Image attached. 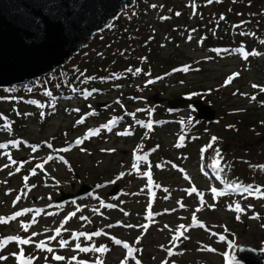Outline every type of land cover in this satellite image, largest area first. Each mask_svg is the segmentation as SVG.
<instances>
[{
    "label": "rangeland",
    "instance_id": "obj_1",
    "mask_svg": "<svg viewBox=\"0 0 264 264\" xmlns=\"http://www.w3.org/2000/svg\"><path fill=\"white\" fill-rule=\"evenodd\" d=\"M216 1L136 0L129 8L132 12L122 14V20L142 15L146 26L140 23L141 28L137 27L136 42L123 40L117 42L120 49L116 45L110 50L122 53L132 49L135 54L146 45L141 41L157 38L151 57L166 60L169 56L178 64L199 60L169 67L168 75L181 72L177 78L168 80L162 74L157 79L144 73L146 76L133 85H114L103 92L77 89L39 117L26 111L20 124L14 123L9 109L0 113V145H7L0 147V218L23 213L0 223V241L12 236L33 241L4 244L0 264H21V249L25 264H228L233 257L243 264L237 256L240 245L251 246L264 257V121L260 122L264 120V106L260 105L264 99V54L256 52L257 61H250L248 54L238 49L209 58L200 49L196 33L191 42L184 38L175 49L168 40L171 36L166 35L168 26L161 21L170 6L181 11L184 3L188 18L206 17L212 14ZM251 1L254 9L259 4L263 21L264 0ZM134 9L142 12L135 14ZM117 26L122 27L119 22ZM93 45L81 50H91ZM76 61L75 57L70 60ZM146 62L147 68L160 67L158 63L150 66L148 59ZM2 90L1 103L7 97ZM157 94L188 101L210 96L213 103L208 104L216 109L217 117L200 120L189 103L176 109L166 107L165 102L156 104L153 97ZM244 113L259 123L241 128L244 124L239 125L238 118ZM213 137L217 138L214 142ZM234 168L259 182L240 179ZM86 184L99 187L78 195ZM116 186L119 190L111 196ZM232 191L235 195L229 198ZM63 194H74L75 199L58 202ZM237 205L243 211H237ZM71 213L75 215L65 222ZM194 213L197 225L191 226ZM58 227L59 235L55 233ZM177 229L183 235L174 240ZM79 232L101 235L74 238L73 233ZM220 235L226 239L220 240ZM51 236L56 239H48ZM61 240L67 241L63 247ZM40 241L53 251L37 248ZM125 243L134 249L132 255L126 254ZM76 244L90 250L81 251ZM100 247L106 251H95ZM56 255L65 259L57 261Z\"/></svg>",
    "mask_w": 264,
    "mask_h": 264
},
{
    "label": "trees",
    "instance_id": "obj_2",
    "mask_svg": "<svg viewBox=\"0 0 264 264\" xmlns=\"http://www.w3.org/2000/svg\"><path fill=\"white\" fill-rule=\"evenodd\" d=\"M254 6L255 4L251 0H218L214 3L212 14L206 17L188 18L185 11L188 6L184 3L180 6L182 12L178 8L170 6L161 21L168 26L166 35L171 36L168 40L173 42L176 46L175 49H178L180 44L183 43L184 38H187V43L191 42L192 38L189 39V37L196 33L200 49L206 53V57L218 58L221 55H230L232 50L242 49L248 54V60L257 61L256 52L261 55L264 54V20L260 21L259 4L256 5L258 9H254ZM130 10L126 9L122 14L129 13ZM137 11H135V14L142 12L141 9ZM183 11L186 13L184 16L181 14ZM121 16L108 29L94 37L89 44V46H92L94 43L91 50H81L80 54L75 56L76 62H69L40 79L3 89L2 91L7 93V97H3L5 100L3 103L0 100V113L2 114V112L9 109V115L14 118V123L20 124L21 120L26 118V111H30L32 117H39L42 112L48 111L49 107L53 106L52 104L57 103L60 99L71 97L77 89L80 92L94 90L103 92L104 89H109L110 86L114 85L126 83L133 85L136 83L137 78L142 79L146 76L144 73H148L147 76L149 77L153 76L159 79L158 77L162 74V77H164L171 67L179 64L191 65L196 60L179 61L181 63L178 64V61L169 56L166 60H160L158 59L159 56L155 55L151 57V52L155 49V46L157 47L158 39L150 37L145 41L138 39L145 42L146 45L142 50H135V54L132 49L129 52H126L125 49L122 53L121 51L113 52L110 48L116 45L119 46V49L122 47L117 42L120 43L123 40L137 41L134 38L137 27L139 28L141 24L146 26V22L142 20V15L139 18L132 15L125 20H122ZM118 22L121 23L122 27L117 26ZM109 33H113V35H109ZM138 38L141 37L138 35ZM96 43L98 45H95ZM133 45L135 47V43ZM89 46L87 45V47ZM147 54L149 55L148 58H146ZM147 59L150 66L158 63L160 67L147 68ZM198 61L196 60L197 63ZM136 69L140 71L137 72ZM179 73L181 72L166 74L167 79L169 80L174 76L177 78ZM28 90L31 94L28 93ZM199 98L206 103H213L210 96L200 95ZM263 100L261 99L260 105L264 106ZM1 114L0 123L3 121ZM238 119H240L239 125L241 122L244 124L243 127L241 126L243 129H246V127L249 129L254 127L257 122L259 123L252 115L245 113L239 116ZM263 121L260 120L262 123ZM234 169L236 170L235 175H238L239 178L240 176L244 177V181L248 183L252 181L253 184L259 182V179H252L249 173L243 172L244 174H242V171L238 168ZM261 185L264 186L263 183ZM229 198H232V196H229Z\"/></svg>",
    "mask_w": 264,
    "mask_h": 264
},
{
    "label": "water",
    "instance_id": "obj_3",
    "mask_svg": "<svg viewBox=\"0 0 264 264\" xmlns=\"http://www.w3.org/2000/svg\"><path fill=\"white\" fill-rule=\"evenodd\" d=\"M136 0H0V89L23 84L68 63L100 32L112 25ZM156 104L175 109L184 98L166 99L158 94ZM200 120L213 121L216 109L203 99L191 101ZM99 185L86 184L78 195ZM116 186L110 195L118 192ZM63 194L58 202L73 200ZM244 264H264V257L251 246L240 245Z\"/></svg>",
    "mask_w": 264,
    "mask_h": 264
},
{
    "label": "snow or ice",
    "instance_id": "obj_4",
    "mask_svg": "<svg viewBox=\"0 0 264 264\" xmlns=\"http://www.w3.org/2000/svg\"><path fill=\"white\" fill-rule=\"evenodd\" d=\"M208 3H212V0H208ZM177 15H179V13H177ZM189 39H191V37H189ZM245 55H247V54H245ZM184 70L187 71L188 70L187 67H185ZM136 71L139 72L140 70L139 69H136ZM233 75L236 76V75H239V74H233ZM230 81H231V78L228 81H226V83H229ZM254 87H256V86L254 85ZM147 127L150 128L151 127V124L149 123L147 125ZM216 139H217L216 137H213L212 138V141L214 142ZM12 143L18 144L19 141H13ZM48 146L51 147L50 144ZM211 146H212L211 144L208 145V147H211ZM0 147H7V145H0ZM35 150H36V147L33 146V151H35ZM217 156H219V149H217ZM49 158H51V157H49ZM13 163H15V161H13ZM17 171H19V169H17ZM33 174H35V170H33ZM145 175H149L150 176V173H145ZM24 179L27 180L28 178L25 177ZM229 187H232V186L230 185ZM245 190L247 191V189H245ZM192 191H195V189H192ZM213 191H215V190H213ZM19 199H20V197L18 196L17 197V200H19ZM197 210H199V209H197ZM236 210L237 211H243V209H241L239 207V205H237ZM24 211L25 212H28V211H31V209H25ZM22 214H23L22 212H16L15 215L12 216V217L0 218V223H6L8 219H15L16 217H19ZM37 214H39V213H37ZM74 215H75V213H71L69 217H66L65 218V222L67 221V219H69L71 216H74ZM149 216H151V213H149ZM81 219H84V218L81 217ZM237 219H239V217H237ZM192 220H193V225H191V226H196L197 225V218L195 216V213L193 214ZM33 222H35V218H33ZM200 226H203V225H200ZM27 227H28L27 225H24L25 230H27ZM129 227H131V226L129 225ZM180 228L185 229V231L187 230L185 228V226H183V225H181ZM60 232H61V228L58 227V228L55 229V233L57 235H59ZM32 235L35 236L37 234L36 233H32ZM98 235H101V233H99V232H94V233H91V234H87V233H83V232L73 233V237L74 238H79L80 236H86L88 239H91L92 236H98ZM182 235H183V232H181L179 229H177V235L174 236L173 239L174 240L179 239V237L182 236ZM219 238L222 241L226 239V237L223 236V235H220ZM48 239H50V240L56 239V236H51ZM9 241H17L19 244H22V245H28V244H30V243L33 242L30 237L29 238L22 239L19 236H12V237H7L3 241H0V247H2L4 244L8 243ZM115 243L116 244H120L121 241L120 240H116ZM66 244H67V241H65V240H61L60 241V246L61 247L65 246ZM36 246H37V248H40V249H45L46 248L48 252H52L53 251L52 248L47 247V245H46V243L44 241H40ZM124 247L125 248H128L129 255H131L132 252L134 251V249L129 248V246L126 243L124 244ZM229 247H232V242L231 241H229ZM76 248L77 249H80L81 251H85V252H87V251L90 250L89 248H86V247L85 248H81L80 244H76ZM212 250L214 251V249H212ZM95 251L104 252V251H106V249L104 247H100V248L95 249ZM172 254H173L172 253V250L169 249V255H172ZM225 256L228 257L229 254L228 253H225ZM0 259H3V257H0ZM19 259L21 261V264H25L24 254H23V250L22 249H21V252H20ZM54 259L57 260V261H60V260H64L65 258L63 256L56 255V256H54ZM72 259L75 260L76 257H72ZM233 261H235V264H240V262L238 260H235L234 257L231 260H229L228 264H233Z\"/></svg>",
    "mask_w": 264,
    "mask_h": 264
},
{
    "label": "bare ground",
    "instance_id": "obj_5",
    "mask_svg": "<svg viewBox=\"0 0 264 264\" xmlns=\"http://www.w3.org/2000/svg\"><path fill=\"white\" fill-rule=\"evenodd\" d=\"M44 76H46V75H44ZM44 76H42V77H44Z\"/></svg>",
    "mask_w": 264,
    "mask_h": 264
}]
</instances>
